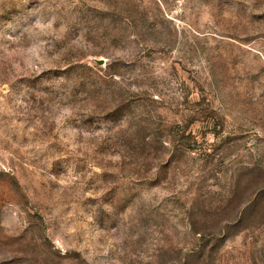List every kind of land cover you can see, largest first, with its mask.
Returning a JSON list of instances; mask_svg holds the SVG:
<instances>
[{"label": "rangeland", "instance_id": "rangeland-1", "mask_svg": "<svg viewBox=\"0 0 264 264\" xmlns=\"http://www.w3.org/2000/svg\"><path fill=\"white\" fill-rule=\"evenodd\" d=\"M0 264H264V0H0Z\"/></svg>", "mask_w": 264, "mask_h": 264}, {"label": "water", "instance_id": "water-1", "mask_svg": "<svg viewBox=\"0 0 264 264\" xmlns=\"http://www.w3.org/2000/svg\"><path fill=\"white\" fill-rule=\"evenodd\" d=\"M96 62H97V64H99V65H103V63H104V61H103V60L96 61Z\"/></svg>", "mask_w": 264, "mask_h": 264}]
</instances>
